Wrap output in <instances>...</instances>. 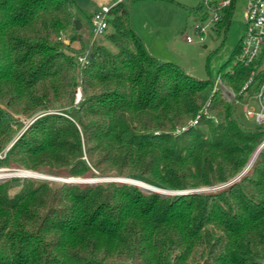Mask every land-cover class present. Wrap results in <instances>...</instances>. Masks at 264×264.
<instances>
[{
	"label": "trees",
	"instance_id": "trees-1",
	"mask_svg": "<svg viewBox=\"0 0 264 264\" xmlns=\"http://www.w3.org/2000/svg\"><path fill=\"white\" fill-rule=\"evenodd\" d=\"M130 1L110 8L112 48L91 42L81 65L70 45L80 39L70 32L75 0H0V167L220 187L173 195L114 180L23 178L9 194L13 180L0 181V264H260L264 256V147L250 163L264 125L243 128L216 78L151 55L131 28ZM223 1L199 0L190 13L224 34L236 0L212 21ZM239 52L240 40L223 67ZM263 54L220 70L235 100L264 81ZM15 114L32 118L17 136Z\"/></svg>",
	"mask_w": 264,
	"mask_h": 264
},
{
	"label": "rangeland",
	"instance_id": "rangeland-1",
	"mask_svg": "<svg viewBox=\"0 0 264 264\" xmlns=\"http://www.w3.org/2000/svg\"><path fill=\"white\" fill-rule=\"evenodd\" d=\"M111 1L112 0H107L106 2L102 3L109 4ZM198 1L199 0H131L128 3L130 5L129 13L131 28L140 36L145 48L151 55L161 61H168L177 64L186 74L197 79L201 80L210 77L214 79L216 78L215 84L217 85L215 86H225L227 93L229 92L235 100V96L231 88L221 83L218 76L220 70H229L231 66L236 63V57H232L231 61L225 67H223V64L231 57L236 44L239 42L240 37L243 34L242 17L247 0H236L232 19L228 25L227 31L224 34H217L213 25L208 24L203 33L202 41H199L196 31L193 28L198 20L190 13V8L196 6ZM95 2H97V0H75V5L73 7V18L78 15L81 20V27L78 29L72 27L70 32H77L80 36V39L71 42L70 45L73 48L80 50L77 56L83 55L85 57V54L81 51V48L90 44V14L96 6ZM99 4H101V2ZM110 31L111 28L105 31L103 35L99 36L95 42L112 48L111 44L106 38V34ZM185 35H189L191 40H186ZM61 38L64 39V35H61ZM64 42L67 43L68 40L64 39ZM83 60L86 61L85 59ZM259 67L264 68V54ZM222 92L225 93L223 96L229 100L227 93L225 91ZM77 93L79 96L76 95ZM80 97L81 90L80 86L77 85L75 88L74 102H78ZM245 98L242 100H235V114L237 121L245 129H254L256 126H263L264 124L258 125L252 119L245 117L243 111V102L245 101ZM14 117L17 118L21 123L19 128L13 126L14 128H17L15 134L17 136L28 126L32 118H28L22 114H15ZM190 121L188 123H190ZM8 146L9 144L5 147L3 153L6 151ZM262 147H264V139L260 142L250 162L253 161L258 151ZM248 166L249 165L247 164L246 168ZM246 168L242 170L240 174L237 175L233 180L237 179L246 170ZM19 170L33 171L31 169L23 168L17 169L12 167H0V174L10 175L7 177H0V181H4L6 179L13 180V183L9 189V194H13L19 189L23 178H32L36 182L55 181L61 183L70 180L68 178L51 176L43 172H37L41 175L39 177L14 175ZM90 178L98 177L80 179ZM153 187L155 189H162L156 186ZM218 187L220 186L199 187L184 191L203 192L214 190ZM171 191H173V195L178 194L177 192H174L178 190Z\"/></svg>",
	"mask_w": 264,
	"mask_h": 264
},
{
	"label": "built area",
	"instance_id": "built-area-1",
	"mask_svg": "<svg viewBox=\"0 0 264 264\" xmlns=\"http://www.w3.org/2000/svg\"><path fill=\"white\" fill-rule=\"evenodd\" d=\"M123 0H112L109 4L102 3L92 12L90 17L91 22V38L90 43L94 42L99 36L103 35L108 27L109 11L117 2ZM229 0L221 2L217 8L211 9V19L216 21L219 18V8L227 4ZM243 34L240 38V52L236 56V61L244 66H250L264 51V0H247L243 11ZM208 24H203L197 21L194 25V30L198 36L199 41L203 40V33ZM186 40L190 41L191 37L185 35ZM78 62L82 65L85 63L82 55L77 56ZM86 60V59H85ZM259 70L262 67L258 68ZM258 69L254 68L250 71V75L243 84L241 91L245 90L252 82ZM217 85V84H215ZM217 87H220L219 85ZM223 93V92H222ZM225 95V93H223ZM76 95L79 96L77 93ZM77 96V97H78ZM244 101V100H243ZM243 111L246 118L252 119L258 125L264 124V81L259 88L252 93H249L243 102ZM205 113V109L201 111ZM200 112L191 119L188 126L194 125ZM185 127L177 129V132L184 130ZM260 264H264V256L260 260Z\"/></svg>",
	"mask_w": 264,
	"mask_h": 264
},
{
	"label": "water",
	"instance_id": "water-1",
	"mask_svg": "<svg viewBox=\"0 0 264 264\" xmlns=\"http://www.w3.org/2000/svg\"><path fill=\"white\" fill-rule=\"evenodd\" d=\"M126 5H127L128 10H129L130 5L128 4V2H126ZM73 24H74V28L75 29H78L80 27V21L78 19H74L73 20ZM220 88H221L222 91H225L227 93V90H226L225 86L221 85ZM227 96H228L229 101L233 105H235V100L233 99V97L231 96V94L229 92L227 93ZM233 117L236 119L235 112H233ZM31 172H34V171H31ZM120 178H123V177H100V178H90V179H80V178H76V177H69L68 179H70V180L69 181H66V182H89V183H95V182H100V181H103V180H105V181H111V180L121 181V180H117V179H120ZM121 182L134 183V184L140 186L136 182H131V181H121ZM140 187L143 188V189H146V190L157 191V192H160L162 194H172L173 193V191H171V190L155 189L154 187H152V188H145V187H142V186H140ZM174 192H177L178 194H181V193H186L187 191L180 190V191H174Z\"/></svg>",
	"mask_w": 264,
	"mask_h": 264
},
{
	"label": "bare ground",
	"instance_id": "bare-ground-1",
	"mask_svg": "<svg viewBox=\"0 0 264 264\" xmlns=\"http://www.w3.org/2000/svg\"><path fill=\"white\" fill-rule=\"evenodd\" d=\"M14 175H18V176H35V177L36 176L37 177L41 176L39 173L37 174V172H31L29 170H19ZM7 176H10V175L9 174H0V177H7ZM120 180L136 182L137 184H139L140 186L145 187V188H152L153 187L152 185H149V184L143 182L142 180H138V179H134V178H120Z\"/></svg>",
	"mask_w": 264,
	"mask_h": 264
},
{
	"label": "crops",
	"instance_id": "crops-1",
	"mask_svg": "<svg viewBox=\"0 0 264 264\" xmlns=\"http://www.w3.org/2000/svg\"><path fill=\"white\" fill-rule=\"evenodd\" d=\"M106 1H107V0H97V2H95L96 6H95V8L93 9V11L97 8V6L99 5L100 2H101V4H102V2H106ZM93 11H92V12H93ZM91 14H92V13H91ZM91 14H90V16H91ZM74 19H78L79 21H81L80 18L78 17V15H76ZM80 27H81V23H80ZM240 38H241V37H240Z\"/></svg>",
	"mask_w": 264,
	"mask_h": 264
}]
</instances>
